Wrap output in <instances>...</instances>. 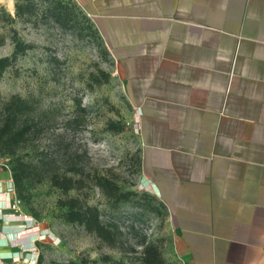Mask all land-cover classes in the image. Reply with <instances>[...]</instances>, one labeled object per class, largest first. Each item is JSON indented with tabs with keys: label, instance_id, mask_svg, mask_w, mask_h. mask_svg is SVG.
Instances as JSON below:
<instances>
[{
	"label": "crops",
	"instance_id": "obj_1",
	"mask_svg": "<svg viewBox=\"0 0 264 264\" xmlns=\"http://www.w3.org/2000/svg\"><path fill=\"white\" fill-rule=\"evenodd\" d=\"M138 116L181 264H264V0H76ZM0 172V264L34 259Z\"/></svg>",
	"mask_w": 264,
	"mask_h": 264
},
{
	"label": "rangeland",
	"instance_id": "obj_2",
	"mask_svg": "<svg viewBox=\"0 0 264 264\" xmlns=\"http://www.w3.org/2000/svg\"><path fill=\"white\" fill-rule=\"evenodd\" d=\"M11 2L10 8L0 3L14 20H0V58L13 52L12 29L31 49L0 76V125L4 106L18 97L28 106L19 126L30 130L14 156H0V162L20 160L31 167L21 195L15 193L19 215L35 226L30 233L37 264H142L148 244L158 247L165 264H181L164 207L140 185L134 113L91 18L76 0ZM16 5L31 14L17 18ZM54 177L70 180V188L54 186ZM98 183L127 196L108 197ZM71 200L76 210L97 212L107 239L66 222L65 203Z\"/></svg>",
	"mask_w": 264,
	"mask_h": 264
},
{
	"label": "trees",
	"instance_id": "obj_3",
	"mask_svg": "<svg viewBox=\"0 0 264 264\" xmlns=\"http://www.w3.org/2000/svg\"><path fill=\"white\" fill-rule=\"evenodd\" d=\"M25 14L30 15V8L25 5H16V17L22 18ZM0 20L4 23L11 24L13 19L0 7ZM11 41L13 44V52L10 57L0 58V76L9 68L12 63L15 62L18 56L24 55L26 51L31 47L17 38L16 32L12 29ZM4 44V37L0 34V46ZM28 110V106L25 101L18 97H13L3 109V119L0 125V156H14L16 149L26 141L27 134L30 130L29 126L24 124L19 126V120L21 116ZM9 166V165H8ZM11 179L13 181L14 189L17 195H21L23 190V183L31 175V167L23 161L16 160L11 166H9ZM54 186L62 188L64 190L70 188V180L63 179L60 181L58 177L52 179ZM98 186L104 191L106 196L111 198L125 199V194L118 193L115 185L110 183H98ZM17 196V197H18ZM67 206V213L65 220L68 223H77L83 225L85 230L89 233H96L99 238L107 239L106 235L110 233L106 231V228L100 224L97 212L95 210L86 209L85 211L76 210L77 203L75 200H71L65 203ZM142 264H165L161 253L156 245L148 244L143 248Z\"/></svg>",
	"mask_w": 264,
	"mask_h": 264
},
{
	"label": "built area",
	"instance_id": "obj_4",
	"mask_svg": "<svg viewBox=\"0 0 264 264\" xmlns=\"http://www.w3.org/2000/svg\"><path fill=\"white\" fill-rule=\"evenodd\" d=\"M137 122H138V116H135L134 117V123L136 124ZM2 171H5L10 175V178L6 181V192H7V194L12 195V197L10 199H8V207L13 211L18 212L19 208H20L21 201L16 196L13 181L11 179L10 169H9V166L6 162H0V172H2ZM18 217H20V219H22L23 227L26 229L27 232H30L33 230V228L35 226L29 225V223H30V220H28L29 218H27L25 216H21V215H19ZM32 251L35 255L34 259L26 256L27 258L23 260L25 264H37L38 255H37V253H35L34 249H32Z\"/></svg>",
	"mask_w": 264,
	"mask_h": 264
},
{
	"label": "bare ground",
	"instance_id": "obj_5",
	"mask_svg": "<svg viewBox=\"0 0 264 264\" xmlns=\"http://www.w3.org/2000/svg\"><path fill=\"white\" fill-rule=\"evenodd\" d=\"M11 1L12 0H0V3L6 5V6H8L10 8L11 5H12Z\"/></svg>",
	"mask_w": 264,
	"mask_h": 264
}]
</instances>
